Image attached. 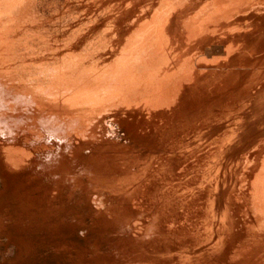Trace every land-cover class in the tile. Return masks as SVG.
Here are the masks:
<instances>
[{
  "label": "bare ground",
  "instance_id": "6f19581e",
  "mask_svg": "<svg viewBox=\"0 0 264 264\" xmlns=\"http://www.w3.org/2000/svg\"><path fill=\"white\" fill-rule=\"evenodd\" d=\"M0 264H264V0H0Z\"/></svg>",
  "mask_w": 264,
  "mask_h": 264
}]
</instances>
